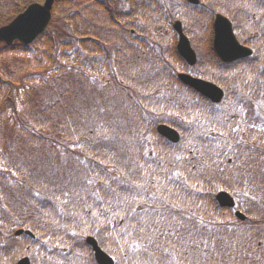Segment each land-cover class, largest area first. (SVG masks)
Masks as SVG:
<instances>
[{
  "label": "trees",
  "instance_id": "trees-1",
  "mask_svg": "<svg viewBox=\"0 0 264 264\" xmlns=\"http://www.w3.org/2000/svg\"><path fill=\"white\" fill-rule=\"evenodd\" d=\"M126 1L132 9L123 12L116 7V0H59L53 29L29 48L21 49L41 54L47 63L54 62L56 73L51 82L29 92L21 110L13 103L12 91L9 93L15 123L6 119L0 125V140L8 142L10 155H0V264H7L22 247L37 242L41 248L37 257V253L31 254L33 261L51 264L65 258L61 248L73 253L70 241L78 239L71 240L68 235L83 232L86 224L95 229L92 232L101 246L110 251V231L122 234L119 238L124 236L125 244H132L137 236L153 237L156 245L140 253V260L131 259L133 264H161L159 249L167 242L166 236L178 249V264H264V229H260L264 227V148L251 150L256 145L253 140L237 141L242 147L237 148L240 151L233 155L235 158L228 152L218 155L213 140H189L194 136L190 122L184 125L180 119L160 117L165 113L160 107L164 106L169 107L168 113L182 111L180 115L186 116L190 112L185 109L190 103L178 100L175 70L165 60L172 53L169 57H174V64L180 59L174 46L164 50L154 38L139 42L129 36L131 28L150 37V32L157 34L152 27L156 28L158 19L151 2ZM203 1L204 9H223L221 0ZM251 2L264 6V0ZM94 9L97 14H93ZM193 15L202 17L198 11ZM132 18L144 21L145 29L138 23L132 26ZM200 25L205 27V21ZM206 28L210 29L208 24ZM261 32L264 35V30ZM117 44L128 45L129 54L134 53L141 66L148 60L152 71L144 76L133 73L131 58L126 62ZM124 68L129 72L123 73ZM107 92L115 96L106 99ZM158 124L179 128L183 139L177 144L168 142L156 132ZM18 151L35 164H17ZM228 159L233 160L231 164ZM74 168L87 176L75 189L70 182ZM28 169L37 170V174ZM151 169L161 174L163 183L173 185L175 200L182 199L190 208L189 218L196 212L197 221L186 224L177 215L178 221L172 223L169 217L174 214L153 212L160 208L138 203L145 201L138 200L139 187H145L141 191L145 197L143 192L152 184L146 175ZM233 185L244 186L248 192L241 197L248 214L244 224L234 221L232 214L212 198L218 189L241 193L232 189ZM9 186L12 190L7 189ZM92 213L97 214L98 225L97 219H91ZM114 214L117 218L112 226L108 217ZM184 225L189 229L184 239L169 236ZM15 227L32 231L37 240L15 237ZM230 227L234 230H228ZM220 244L227 257H220ZM121 248L124 260L129 248ZM200 255L204 258L198 263Z\"/></svg>",
  "mask_w": 264,
  "mask_h": 264
},
{
  "label": "rangeland",
  "instance_id": "rangeland-1",
  "mask_svg": "<svg viewBox=\"0 0 264 264\" xmlns=\"http://www.w3.org/2000/svg\"><path fill=\"white\" fill-rule=\"evenodd\" d=\"M158 3H160L161 7H163V15L165 17V21L163 23L161 22V28H160V33L157 35L158 38L161 40L159 43L169 44L175 43V38L171 37L172 33V21L173 20H180L182 16L185 14L186 15V3L185 0H157ZM203 2V1H202ZM201 2V3H202ZM223 3V7L227 11H233V12H225V10L221 9L219 10L221 14L223 15H232L235 17L236 15L242 20L243 25L244 23L251 27V32L250 34L253 35L255 38L256 36H260L261 30L264 29V6L259 8V13L256 11H249V12H244L248 11L252 8L251 3L248 0H245L242 5H237L235 0H221ZM167 7V8H165ZM188 10H190V7L188 6ZM98 10L94 9L93 14H97ZM173 19V20H172ZM123 21V20H121ZM131 25V24H130ZM53 26L50 27L49 31L52 30ZM101 28V26L99 25ZM55 29V28H54ZM255 29V30H252ZM57 32V31H56ZM132 37H136L139 40H151V38L148 35L143 34H129ZM156 37V36H155ZM259 38L256 40L254 39V45L257 47L259 46ZM149 45V43H147ZM0 48H2L0 46ZM122 48V49H121ZM116 49L122 50V56L123 59L129 63L130 58H131V63L130 67L133 73H138L141 76H144L143 74H148L152 71V66L148 62V60H145V65L141 66L139 62L135 60V54L133 55L129 54L128 52V45L120 46L117 44ZM263 49L264 52V44L260 45L258 47V52H260ZM155 55H157V50L155 51ZM147 57V54H146ZM144 57V58H146ZM72 62V60H71ZM169 63H171V60H168ZM67 61H64V64H66ZM174 67V66H173ZM55 63H47L42 57L41 54H36V53H20L18 51H4L3 53L0 52V125L4 122L6 119H10V123L13 124L14 122V115H13V106L11 105V102L9 100V93L12 91V99L13 103L16 106L17 110L22 109V102L26 99L28 96L29 92H31L33 89H35L36 86L49 83L53 80L56 71H55ZM203 70H206L204 67L202 68ZM130 69L124 68L121 71L123 73H128ZM264 65H253L252 70L246 71L247 74H245L246 80L248 84H251L249 87L250 90L246 92H241L240 90L233 89V91L236 90L237 96L239 95V99H241V95H246L247 97L250 96L251 100H243V103H237L236 100V95L233 94L231 98L225 99L226 104L223 107H216L212 112L207 114V110L203 109L202 110H196L195 114L193 115L192 112L189 114L191 115V118L187 120V123L190 121H194V128H195V140H198V137L201 138H206L207 140H213L214 141V147L219 154H226L228 152L232 158L234 157L233 155L237 156V153L240 151L237 148H241L240 144L237 143V141H244V142H249L250 140H254L253 145H255L254 149L250 148L251 150H259L264 148V136L259 133V136H256V133L258 132L256 130L257 127L256 125H252L255 121H250L247 119L249 109L253 110V113H256V116L262 115L263 118V126H264ZM176 72H181V69L177 70ZM212 77H221V71H214L210 70ZM228 72V71H226ZM223 75H228V73ZM122 76H130L129 74H122ZM227 80H230V78H227ZM237 86H240V83L238 82L235 84ZM178 88V100L181 103H185V100H188L185 95V89L183 90L182 88ZM236 88V86H235ZM256 89V92L254 90ZM232 91V92H233ZM114 92V91H113ZM244 93V94H243ZM111 92L104 93V97L106 99L110 97H114ZM190 97V96H189ZM136 101V98L133 99ZM191 101V100H190ZM160 107V112L164 110V114H161L163 117L169 116L170 118H176L177 120L182 117L180 113H183L182 111L180 112H166L169 107ZM173 109V107H171ZM100 110V106H99ZM174 110V109H173ZM204 110V111H203ZM197 115V116H196ZM181 116V117H180ZM178 117V118H177ZM184 123V122H183ZM14 125V124H13ZM245 130V131H244ZM262 138L263 140H257V138ZM130 143H134V140H125ZM228 142V143H227ZM7 144L6 140L2 139L0 140V155H5V153L8 154L7 150ZM14 146L13 144H11ZM133 149V147H131ZM214 149V150H215ZM78 151L79 149H75ZM216 150L212 153L215 157ZM129 152V150L127 151ZM9 155V154H8ZM24 153L21 151L16 152V157L15 161L17 164L25 165L26 167L28 164H35L34 161H26L24 159ZM132 155L135 156L136 152H132ZM217 155V156H218ZM10 156V155H9ZM246 157H249V154H247ZM235 158V157H234ZM233 161V160H231ZM237 161V160H235ZM29 170V169H28ZM7 171V170H4ZM32 174L36 175L37 170L35 169H30L29 170ZM146 175L148 178V181L150 183V180L152 181V184L149 185V187L143 192L146 196L143 197L141 194L142 189H144V186L139 187V199L138 200H143L145 201H140L138 203L145 205L147 208L152 206V207H157L160 209H153V212H157L159 210H165L170 212L169 214H174V217H169L171 218V222H177L178 220L176 219L177 215H180L181 219H183L184 223L188 224L190 221H197L196 217L194 216L196 212H193V217L189 218L188 215V209L189 208L187 205H184L182 199H178L179 201L175 200L176 193L174 191L173 185H168L163 183V179L161 178V174L158 172H155V170H147ZM87 177L85 172L81 171L78 168L72 169L71 172V187L73 189L76 188V186L84 180V178ZM244 187V186H243ZM239 188L237 186H232L234 190L240 191L241 193L237 194L234 192L235 195V201L238 205V209L245 212L244 207V198L248 192H245L244 188ZM246 188V187H245ZM7 189L12 190L11 186H9ZM244 196V197H243ZM242 197V198H241ZM21 204V203H20ZM27 205V204H26ZM34 206V205H33ZM29 207H32L29 206ZM190 209V208H189ZM172 211L174 213H172ZM62 216V213L60 214ZM110 220V224L112 226L115 225L114 221L116 220L117 216L111 215L108 217ZM84 218L82 217L81 221L83 222ZM91 219L94 221L95 219L97 222V225L99 223V218L97 217V214L92 213L91 214ZM177 220V221H176ZM62 221V220H61ZM212 219H206V222L210 225L212 222ZM84 230L80 234L78 233V236H80V239H83L86 236L87 232H92L95 231L92 227H90L89 224H86L83 226ZM181 228V226H180ZM179 228V229H180ZM131 227H129V230ZM260 229H264V227H260ZM16 230V227L14 228ZM188 227L187 225L182 226V229L177 230V233L172 232L170 237H174L177 239H184L185 234L188 232ZM228 230H234L231 229V227ZM123 233V231H121ZM114 235V233H113ZM117 235H122L119 232ZM116 237L114 236L113 239ZM167 242L162 243L163 247L159 249L161 252L162 256V263L161 264H178V249L176 248V245L168 242V236H166ZM124 236L120 238V245L122 247H128L129 248V253L131 256L137 255L139 256L140 253H143L144 251L149 250V247H154L157 243V241L151 237L150 239L148 238H143L141 236H137L135 241L132 244H125L124 241ZM44 243H46L44 241ZM139 244L140 248L139 250H134V246ZM57 245V244H55ZM231 248H234V251H238L237 247L234 245L230 244ZM35 248V247H33ZM32 248V249H33ZM218 253L221 258L227 257L225 248L222 244L217 246ZM121 257V256H120ZM203 256L200 255L198 257V263H200L203 258ZM130 259L127 261V264L129 263ZM120 263L123 264V260H120ZM71 264H76L75 262H72Z\"/></svg>",
  "mask_w": 264,
  "mask_h": 264
},
{
  "label": "water",
  "instance_id": "water-1",
  "mask_svg": "<svg viewBox=\"0 0 264 264\" xmlns=\"http://www.w3.org/2000/svg\"><path fill=\"white\" fill-rule=\"evenodd\" d=\"M53 1L54 0H45L43 5L33 4L27 7V9L22 14L17 16L8 26L0 29V41L10 44L13 39H18L23 43L33 40L39 33L44 31L48 25L51 18ZM174 28L180 35L177 46L178 52L190 64H193L194 53L191 50L187 39L181 33L179 23H176ZM214 30V49L222 61L228 62L238 57L249 55L250 51L241 47L235 40L231 32L230 23L226 18L217 15L214 23ZM179 78L185 84L198 90L206 97L211 98L213 101H219L222 95L221 90H219L213 84L193 79L186 75H180ZM157 131L173 142L178 141V134L167 126L160 125L157 127ZM216 199L220 205L227 207H232L234 205L233 199L225 192L219 193L216 196ZM237 216L240 219H244V216L240 213H237ZM22 232V230H19L16 232V235L21 234ZM25 233L32 236L29 231H26ZM87 243L92 246L95 253V258L99 264H113V261L104 252H102L100 248H98L96 242L92 238H88ZM18 264L29 263L27 259H23Z\"/></svg>",
  "mask_w": 264,
  "mask_h": 264
},
{
  "label": "flooded vegetation",
  "instance_id": "flooded-vegetation-1",
  "mask_svg": "<svg viewBox=\"0 0 264 264\" xmlns=\"http://www.w3.org/2000/svg\"><path fill=\"white\" fill-rule=\"evenodd\" d=\"M21 2H22V0H10V1L9 0H4V1L2 0V2H0V5L2 4L1 5V9L2 10H6V8H8L11 5H12V7H13V5H17L18 6L19 4H21ZM3 22H4V15H3V13H1L0 14V24H2ZM207 68L209 69L210 67H207ZM239 78L242 79V77L240 75H239ZM255 125L257 126V123H255ZM257 140H263V139L262 138H257Z\"/></svg>",
  "mask_w": 264,
  "mask_h": 264
},
{
  "label": "snow or ice",
  "instance_id": "snow-or-ice-1",
  "mask_svg": "<svg viewBox=\"0 0 264 264\" xmlns=\"http://www.w3.org/2000/svg\"><path fill=\"white\" fill-rule=\"evenodd\" d=\"M139 248H140V245L139 244H137V245L134 246V250H139Z\"/></svg>",
  "mask_w": 264,
  "mask_h": 264
}]
</instances>
